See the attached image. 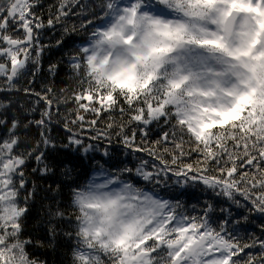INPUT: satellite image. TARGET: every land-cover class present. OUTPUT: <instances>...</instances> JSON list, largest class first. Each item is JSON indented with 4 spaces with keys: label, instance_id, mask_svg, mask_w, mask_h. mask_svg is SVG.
Wrapping results in <instances>:
<instances>
[{
    "label": "snow or ice",
    "instance_id": "1",
    "mask_svg": "<svg viewBox=\"0 0 264 264\" xmlns=\"http://www.w3.org/2000/svg\"><path fill=\"white\" fill-rule=\"evenodd\" d=\"M39 3L0 0V92L19 91L29 64L39 63V29L91 34L70 57L79 85L70 97L23 89L44 103L40 119L29 121L41 129L32 150L19 151L18 130L28 125L0 117L7 130L0 139V264H38L26 251L31 241L21 238L23 167L28 159L41 163L42 148L55 146L46 133L53 111L60 115L69 99L75 107L64 117L68 146L94 149L80 138L88 130L94 141L115 136L158 162L138 157V165L115 173L100 165L101 182L94 176L73 189V264H264V239L241 243L228 227L233 207L264 215V0H101L99 12L81 0H57L46 24ZM72 16L81 18L79 28L67 23ZM9 107L0 101V110ZM160 124L169 130L149 141ZM125 173L148 183H165L171 173L185 186L202 184L230 203L220 209L226 218L214 226L212 205L191 215L179 201L123 180ZM247 220L242 214L235 222ZM257 246L258 253L245 251Z\"/></svg>",
    "mask_w": 264,
    "mask_h": 264
},
{
    "label": "trees",
    "instance_id": "2",
    "mask_svg": "<svg viewBox=\"0 0 264 264\" xmlns=\"http://www.w3.org/2000/svg\"><path fill=\"white\" fill-rule=\"evenodd\" d=\"M100 2L101 0H81V3H86L96 12H99ZM128 2L130 0H123L125 4ZM56 4L57 0H40L36 13L43 18L45 24L49 13L55 12ZM80 22L81 18L77 16H72L67 21L69 26L75 24L77 28ZM38 31L39 43L44 46L39 63L35 66L29 64L27 74L17 82L19 91L0 92V101L10 104L9 108L0 110V117L7 120L9 125L14 118L19 119L21 125H28L27 128L21 127L17 133L21 140L19 146L21 152L32 150L40 142L41 129L35 124H29V121L39 120L40 113L44 110L43 101L37 103L39 98L36 95L25 94L23 89L30 88L34 93L41 95L45 94L47 89H51V93H48L49 98L64 100L70 97L72 92L79 88L70 65V57L76 54V49L81 47L82 42L87 41L91 34L90 31L78 30L70 35H64L61 25L54 28L44 27ZM57 41L62 43L57 46ZM74 107V102L69 99L67 103L60 104V115L53 111V119L46 135L55 146L42 148L44 160L41 163H37L34 158L28 159L23 167L25 183L20 191V205L26 206L27 212L22 218L21 238L31 241L26 251L38 264H73V252L78 247V237L75 235L77 224L75 217L78 212L72 203L73 189L83 187L94 176L100 175V165L115 173L117 168L138 165V157L149 160L150 163H158L144 153L130 152L115 136L111 143L104 139L94 141L90 139L94 133L88 130L80 138L85 145L95 144L94 149L85 152L83 146L79 148L75 145L68 146L69 133L65 129L64 117L69 116L70 110ZM33 108L35 111H32ZM86 118L91 119V114H87ZM98 127L103 129L104 123H99ZM168 130V126L164 124L154 125L148 140L159 139L160 135ZM5 138L7 130L0 126V139ZM137 139H140L139 133ZM105 149L111 154L110 157L103 156ZM122 179L163 199L179 201L183 206L181 210L191 215H201L207 205H212L214 211L209 215L214 226L222 223V218H226V213H222L220 209L230 206L224 197L216 196L202 184L189 180L185 186L182 177H176L171 173L164 178L165 183L160 184L148 183L134 173H125ZM26 195L29 199L25 202L22 198ZM58 212L63 215H58ZM242 214L248 215V220L237 224L235 221L240 219ZM232 215L233 220L228 227L233 235L240 238L241 243H251L254 238L264 239V215L256 212L249 215L235 207L232 208ZM245 251L258 253L259 247Z\"/></svg>",
    "mask_w": 264,
    "mask_h": 264
},
{
    "label": "rangeland",
    "instance_id": "3",
    "mask_svg": "<svg viewBox=\"0 0 264 264\" xmlns=\"http://www.w3.org/2000/svg\"><path fill=\"white\" fill-rule=\"evenodd\" d=\"M96 178H97V182H101L102 181V179H103V177L101 176V175H97L96 176ZM154 194V193H153ZM158 198H162L161 196H158V195H156ZM163 199V198H162Z\"/></svg>",
    "mask_w": 264,
    "mask_h": 264
}]
</instances>
